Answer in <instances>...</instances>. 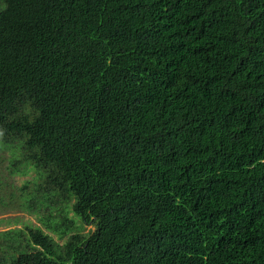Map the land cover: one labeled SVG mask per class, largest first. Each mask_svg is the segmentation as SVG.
Here are the masks:
<instances>
[{"label": "trees", "instance_id": "trees-1", "mask_svg": "<svg viewBox=\"0 0 264 264\" xmlns=\"http://www.w3.org/2000/svg\"><path fill=\"white\" fill-rule=\"evenodd\" d=\"M4 150L0 264H264V0H0Z\"/></svg>", "mask_w": 264, "mask_h": 264}, {"label": "rangeland", "instance_id": "rangeland-1", "mask_svg": "<svg viewBox=\"0 0 264 264\" xmlns=\"http://www.w3.org/2000/svg\"><path fill=\"white\" fill-rule=\"evenodd\" d=\"M11 153L9 151H0V178H9V182L10 180H12V183H14L15 187H22L23 184L27 181V180H32L35 178V173H30L27 176H22V175H14V176H8L7 172L5 170L6 166L9 164V159H10V155ZM2 196H5L4 192H0V198H2ZM70 216L73 217L76 221V224L80 227L79 228V232L87 234L90 231H93L95 228L93 226L90 225H83V223L81 221H79L80 219L77 217V219L75 218V216L73 215V213H70ZM26 226H35V227H41L44 229V227L42 226V224L39 222V220L37 219L36 216L26 212V211H21L19 209L16 208H10V207H5L4 203H0V233L3 232H7L10 230H26ZM45 230V229H44ZM47 232V231H44ZM55 240H57L58 243L63 244L67 237L65 238V240H60L58 239V237H56V235L51 234Z\"/></svg>", "mask_w": 264, "mask_h": 264}]
</instances>
